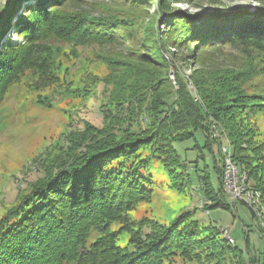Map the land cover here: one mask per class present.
Listing matches in <instances>:
<instances>
[{
	"label": "trees",
	"instance_id": "trees-1",
	"mask_svg": "<svg viewBox=\"0 0 264 264\" xmlns=\"http://www.w3.org/2000/svg\"><path fill=\"white\" fill-rule=\"evenodd\" d=\"M201 1L6 0L0 12V105L26 70L38 59H45V42L65 41L75 35L81 42H110L127 50L133 42L132 33L138 32L142 50L130 48L126 52L134 62L133 68L168 69L170 62L164 55L168 49L173 63L182 62L191 71L189 80H179L178 88L170 79L161 78L156 89L150 91V115L157 121L156 132L168 136L166 144L156 146V156L167 157L169 150L182 162V169L173 176L175 184L192 187L190 166L179 155L177 146L201 133L207 136L206 147L211 149L207 123L212 120L221 127V139L226 136L232 163L240 176L247 178L246 191L260 194L259 211L264 216V185L253 172L252 155L243 147L247 141L240 130L242 120L258 112L256 108L264 109V103L243 100L226 87L227 82L238 79L240 61L234 51L225 50L252 43L264 51V5L253 12L246 8H216L195 15L176 8L178 4L199 5ZM122 9L139 12L132 19L135 29L123 23L129 15L114 19L119 13L110 11ZM152 10L166 18L163 25L169 28L164 33L159 32ZM163 91L168 92L166 98L154 96ZM138 131L135 129L120 141H115L114 135L85 132L74 143L80 156H63L56 165L44 168L43 176L29 182L0 216V264H164L166 256L173 252L187 260L193 247L198 250L195 245H206L213 255L228 256L231 261L225 264H264V259L253 255L248 235L246 250L242 251L227 239L202 240L197 224L185 225L183 218L164 233L156 234V239L149 241L143 235L142 245L134 250H117L115 235L110 232L113 223L146 195L143 184L152 183L145 176L150 160L140 156L150 144L143 133L135 135ZM224 146L222 140L221 166L214 157L220 178L218 188L211 181L207 160L202 158L205 174L200 179L209 209L230 208L226 200L229 192L225 186ZM251 150L254 153L255 148ZM237 201L251 211L253 218L257 217L246 201ZM259 228L264 240V218ZM93 230L102 235L88 247Z\"/></svg>",
	"mask_w": 264,
	"mask_h": 264
},
{
	"label": "rangeland",
	"instance_id": "rangeland-1",
	"mask_svg": "<svg viewBox=\"0 0 264 264\" xmlns=\"http://www.w3.org/2000/svg\"><path fill=\"white\" fill-rule=\"evenodd\" d=\"M5 1L0 0V12ZM263 5L264 0H202L199 5L195 2L178 4L176 8L195 15L205 9L216 8L246 7L253 12ZM110 11L119 13L114 19L122 18V14L129 15L123 23L131 29L136 28L132 19L139 12L126 9ZM150 14L156 15L159 32L168 30L167 24L163 25L166 18L162 14L155 10ZM126 37L124 34L127 40ZM131 38L133 42L127 50H121L119 45L110 42H81L75 35L65 41H47L43 45L47 51L43 54L45 59L34 62L32 68L26 70L5 94L0 105V216L15 203L29 182L43 176L44 168L56 165L67 154L73 159L80 156L81 152L74 143L85 132L94 136L114 135L115 141H120L130 137L136 129L140 132L135 135L143 133L145 138L148 137L150 145L143 148L140 156L150 160L145 176L152 183L143 184L146 195L119 214L113 223L110 232L115 235L117 250H134L142 245L143 235L149 241L156 239V234L164 233L183 218L185 225L197 224V233L202 240L214 237L227 239L242 251L246 250L248 235L253 255L263 260L264 240L259 226L264 216L261 211L256 210L257 217L253 218L251 211L233 199L230 193L226 197L229 209L208 207L210 202L200 179L205 174L202 158L207 160L211 181L218 188L220 178L214 157L221 166L220 143L223 140L225 146L229 145L226 136L221 139L224 134L219 125L208 120L211 149L206 147L207 136L201 133L196 135V139L177 146L179 155L190 166L191 188L186 183L175 184L173 176L182 169V162L174 158V154L166 150L167 157L156 156V146L166 144L168 136L156 132L157 121L150 115V91L156 89L157 80L161 78L170 79L178 88L179 80H189L191 71L182 62L173 63L168 49L164 50L170 62L168 69L143 66L136 70L126 52L131 51L130 48L142 50L140 45L143 41H140L138 32H133ZM225 50L234 51L240 61L238 79L227 82L226 87L243 100L263 104L264 51L252 43L239 45L236 49L226 47ZM167 94L163 91L154 96L163 99ZM256 110L258 112L242 120L240 130L244 131L242 138L247 141L243 147L248 148L246 153L252 155L253 172L264 185V109ZM101 235V231L93 230L88 247ZM229 235L234 243L229 240ZM195 246L198 250L193 247L191 253L187 252L190 253L187 260L179 257V252V255L173 252L166 256L164 264H225L231 261L228 256L213 255L206 245Z\"/></svg>",
	"mask_w": 264,
	"mask_h": 264
},
{
	"label": "built area",
	"instance_id": "built-area-1",
	"mask_svg": "<svg viewBox=\"0 0 264 264\" xmlns=\"http://www.w3.org/2000/svg\"><path fill=\"white\" fill-rule=\"evenodd\" d=\"M223 153L226 156L225 186L227 191L231 194L233 199L244 200L249 206L259 211L260 205L258 200L260 198V194L251 190L246 191L247 178L245 176L241 177L238 168L232 163L231 148L229 145L223 147ZM251 200L252 202H250ZM229 240L234 243V240L230 237V235Z\"/></svg>",
	"mask_w": 264,
	"mask_h": 264
},
{
	"label": "water",
	"instance_id": "water-1",
	"mask_svg": "<svg viewBox=\"0 0 264 264\" xmlns=\"http://www.w3.org/2000/svg\"><path fill=\"white\" fill-rule=\"evenodd\" d=\"M237 8H242V7H237ZM243 8H246V7H243ZM246 9H248V8H246ZM250 10V9H249Z\"/></svg>",
	"mask_w": 264,
	"mask_h": 264
}]
</instances>
